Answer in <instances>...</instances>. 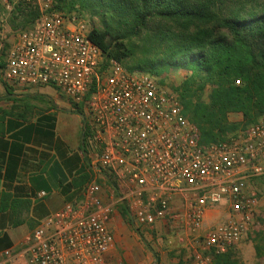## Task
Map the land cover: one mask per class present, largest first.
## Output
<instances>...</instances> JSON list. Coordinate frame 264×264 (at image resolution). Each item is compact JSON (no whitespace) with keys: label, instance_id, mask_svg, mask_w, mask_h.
Here are the masks:
<instances>
[{"label":"built area","instance_id":"obj_1","mask_svg":"<svg viewBox=\"0 0 264 264\" xmlns=\"http://www.w3.org/2000/svg\"><path fill=\"white\" fill-rule=\"evenodd\" d=\"M3 4L8 12L23 5L37 14L7 51L5 81L21 88L53 86L82 105L94 166L115 187L107 202L96 180L85 184L80 199L46 218L19 249H0V264H120L113 258L112 230L118 204L128 207L134 226L153 228L180 201L194 243L187 264H212L213 254L229 252L250 235L259 207L250 184L264 179V117L202 147L178 94L106 55L91 41L82 15L56 9L54 0ZM223 205L226 221L205 228L207 212Z\"/></svg>","mask_w":264,"mask_h":264},{"label":"trees","instance_id":"obj_2","mask_svg":"<svg viewBox=\"0 0 264 264\" xmlns=\"http://www.w3.org/2000/svg\"><path fill=\"white\" fill-rule=\"evenodd\" d=\"M66 13L87 11L101 19L103 29L93 28L89 37L110 58L125 68L146 72L165 85L162 75L169 70H186L191 75L174 87L184 115L198 129L199 145L225 141L255 124L264 114V0H54ZM13 16L31 27L37 14L19 5ZM142 41L141 47L130 42ZM136 48L143 54L136 57ZM135 61V62H136ZM6 63L0 67L5 68ZM239 82V84H237ZM8 92L9 87L3 83ZM210 92L207 101L204 95ZM77 106V105H76ZM80 106V107H79ZM74 108V107H73ZM74 109L83 115L82 105ZM240 113L238 124L229 114ZM92 136L84 125V142ZM264 180V179H263ZM112 187L115 184L108 181ZM122 216L133 225L129 209L118 204ZM231 251L215 255V263H230Z\"/></svg>","mask_w":264,"mask_h":264},{"label":"crops","instance_id":"obj_3","mask_svg":"<svg viewBox=\"0 0 264 264\" xmlns=\"http://www.w3.org/2000/svg\"><path fill=\"white\" fill-rule=\"evenodd\" d=\"M12 88L1 93L0 104V249H19L100 177L83 138L87 115L64 103L53 86Z\"/></svg>","mask_w":264,"mask_h":264},{"label":"rangeland","instance_id":"obj_4","mask_svg":"<svg viewBox=\"0 0 264 264\" xmlns=\"http://www.w3.org/2000/svg\"><path fill=\"white\" fill-rule=\"evenodd\" d=\"M73 13L78 14L77 12ZM80 15L85 18L92 29H103L104 25L99 17L93 16L87 11H82ZM27 28L25 19L21 16H13L11 12H8L4 8L3 0H0V64L5 63L7 51L17 34ZM128 43H132L136 47L142 46V41L136 38H133ZM142 55L139 48H136L138 60ZM135 61V58H129L124 60L123 65L130 67L137 64V61ZM4 69L0 67V104H3L2 102L5 101L3 94H1L5 91L3 83H6L9 89L12 88V85L4 79ZM190 75L191 73L186 70H169L162 75L165 82L164 87L176 93L174 89L182 85ZM57 92L59 95L61 94L63 102L69 103L68 105L72 109L78 106L73 104L66 95L59 91ZM209 92L210 89L208 87L204 95L205 101H207ZM68 109L70 108L68 107ZM82 112L83 114H87L83 106ZM263 117L264 114L258 121ZM242 118L243 116L240 113L229 114V120L232 123L238 124L242 121ZM86 123L90 124L88 114ZM241 131L243 130L238 131L236 134H230L229 138ZM96 181L104 188L105 200L112 202L109 190L112 186L109 182L105 181L102 176L98 177ZM250 186L258 193L259 207L255 215L253 231L243 242L230 250L232 253L230 263L232 264H264V180H255ZM181 204L180 201L176 202L171 207V215L162 223L156 224L153 228L132 226L122 216L116 205L114 207L112 224L116 241L114 252L117 253V257L115 260L120 264H187L191 261L194 254V243L192 237L184 227ZM227 217L228 208L226 205L211 209L206 215L205 228L210 229L224 223ZM211 261L215 263L214 254L211 256ZM218 264L224 263L220 260Z\"/></svg>","mask_w":264,"mask_h":264}]
</instances>
